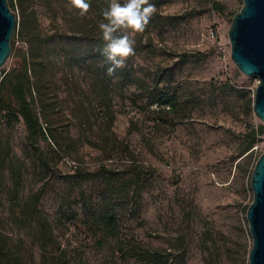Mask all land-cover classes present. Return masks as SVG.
I'll list each match as a JSON object with an SVG mask.
<instances>
[{
    "label": "rangeland",
    "instance_id": "374dc122",
    "mask_svg": "<svg viewBox=\"0 0 264 264\" xmlns=\"http://www.w3.org/2000/svg\"><path fill=\"white\" fill-rule=\"evenodd\" d=\"M213 1L226 6L223 14ZM31 3L53 60L49 86L60 108L47 115L62 149L30 138L22 122L2 128L13 154L0 173V218L15 243L23 240L24 263L139 264L131 253L151 249L171 252L174 263L249 264L247 211L264 135L245 150L248 133L263 122L253 107L259 80L231 58L229 29L243 0H150L157 11L144 32L132 34L135 55L111 83L97 73L103 62L67 57L84 41L74 33L70 3ZM13 11L20 19L18 5ZM101 20L93 16L96 34ZM16 47L29 51L20 39ZM18 63L11 56L3 71ZM105 86L111 102L101 99ZM172 98L174 108L157 103ZM133 175L138 184L121 189ZM35 195L52 245L42 240L38 214L23 211ZM107 199L113 234L96 221Z\"/></svg>",
    "mask_w": 264,
    "mask_h": 264
},
{
    "label": "trees",
    "instance_id": "16d2710c",
    "mask_svg": "<svg viewBox=\"0 0 264 264\" xmlns=\"http://www.w3.org/2000/svg\"><path fill=\"white\" fill-rule=\"evenodd\" d=\"M31 1L9 0L12 10H15L17 5L21 10V18L18 21L17 29L12 38V56L16 57L19 63L9 71L1 70L3 74L0 78V173L11 164L13 154L10 143L2 139V128L4 126L11 127L16 123L22 122L28 129L30 138H34L35 136L42 137L45 140L49 138L62 149L56 131L50 127L47 115L50 111H54L56 107L60 108L58 93L54 91L53 87L49 86L50 76L54 71L53 60L45 56L44 50L41 47V44L47 42V40L42 36L38 14L32 6ZM67 1L69 2V0ZM103 1L105 0H88L91 7L89 12L84 16L80 17L77 12L78 10L75 8L70 12V15L73 16L71 21L75 24L74 33L79 34L80 39L84 41L75 43L71 51H67V57L75 61L81 59L103 62L102 68L98 69L97 73L99 72L100 77L101 75L103 76L102 82L111 83L117 77V71L113 76L107 74V67L109 65L100 56L98 51L103 44L101 33L99 29H97L99 31L98 34L93 30L95 24L93 16L96 14L98 17H102ZM212 8L219 14H223L226 10V6L219 1H213ZM79 18H82L81 21ZM18 39L29 45L27 53L22 49H17L16 43ZM229 87L233 88L230 85H227L226 88ZM104 88L106 91L104 94H101V99L111 102L112 97L110 96L109 88L107 86ZM176 102L177 99L172 98L166 101H158L157 103L173 106L174 108V106L176 107ZM42 115L45 117V122L41 118ZM263 135L264 125L258 126L257 129H252L247 135L245 150L252 149L260 142V138ZM140 177V175H133V177L124 181L121 189H131L134 184H138L139 181L137 180ZM38 200V195L32 196L25 203L23 211L31 208L33 215L38 214L42 240L52 245L55 241L51 225L48 219L43 217L42 213L37 209ZM111 203V199L105 200L102 209L96 217L98 225H101L107 234H113L116 228V213L114 210H110V207H112ZM13 214L7 218L8 221L16 222L18 220V217H15ZM23 218L24 214L21 213L20 219L22 220ZM4 224V220L0 218V264H25L17 250L19 246L23 245V240L15 243L5 229ZM43 249L46 251V247ZM129 257L135 258L139 264H182L180 262H173L171 252H162L160 250L148 249L142 257L134 252Z\"/></svg>",
    "mask_w": 264,
    "mask_h": 264
},
{
    "label": "water",
    "instance_id": "95a60500",
    "mask_svg": "<svg viewBox=\"0 0 264 264\" xmlns=\"http://www.w3.org/2000/svg\"><path fill=\"white\" fill-rule=\"evenodd\" d=\"M18 21L9 0H0V71L12 56V38ZM229 40L231 58L239 71L259 80L253 107L264 125V0H243V7L230 25ZM251 187L254 199L247 220L253 246L249 264H264V153L252 173Z\"/></svg>",
    "mask_w": 264,
    "mask_h": 264
},
{
    "label": "clouds",
    "instance_id": "9594fccd",
    "mask_svg": "<svg viewBox=\"0 0 264 264\" xmlns=\"http://www.w3.org/2000/svg\"><path fill=\"white\" fill-rule=\"evenodd\" d=\"M69 2L80 16L86 15L91 7L88 0ZM156 11V5L150 3V0H109L108 6L102 10V20L98 24L103 41L98 51L109 65V76L124 68L127 59L135 55V40L131 36L144 32Z\"/></svg>",
    "mask_w": 264,
    "mask_h": 264
}]
</instances>
